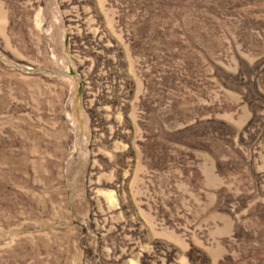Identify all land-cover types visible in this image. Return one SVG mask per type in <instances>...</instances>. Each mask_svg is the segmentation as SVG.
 <instances>
[{
  "label": "rangeland",
  "instance_id": "rangeland-1",
  "mask_svg": "<svg viewBox=\"0 0 264 264\" xmlns=\"http://www.w3.org/2000/svg\"><path fill=\"white\" fill-rule=\"evenodd\" d=\"M0 264H264V0H0Z\"/></svg>",
  "mask_w": 264,
  "mask_h": 264
}]
</instances>
